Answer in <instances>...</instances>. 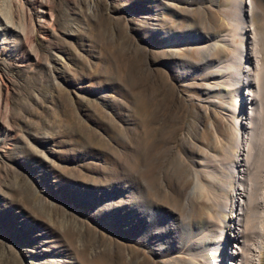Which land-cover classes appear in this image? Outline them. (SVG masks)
Here are the masks:
<instances>
[{
	"label": "rangeland",
	"instance_id": "rangeland-1",
	"mask_svg": "<svg viewBox=\"0 0 264 264\" xmlns=\"http://www.w3.org/2000/svg\"><path fill=\"white\" fill-rule=\"evenodd\" d=\"M240 1L0 0V264L180 262L203 211L186 175L224 163L237 114L264 195V81L255 104L214 90L232 53L204 47L227 34L244 52ZM247 3L264 76V0Z\"/></svg>",
	"mask_w": 264,
	"mask_h": 264
},
{
	"label": "bare ground",
	"instance_id": "bare-ground-1",
	"mask_svg": "<svg viewBox=\"0 0 264 264\" xmlns=\"http://www.w3.org/2000/svg\"><path fill=\"white\" fill-rule=\"evenodd\" d=\"M9 1L12 3L13 0ZM247 4V0L240 1L238 14L245 26L242 29L241 24H235L236 30L242 29V40L247 41L244 52L239 44L234 43L227 34L215 36V41L204 47L210 55L212 51L220 48L232 53L231 57L222 61L221 66H218L220 73L215 72L216 69L208 73L209 79L219 78L216 83L219 87L214 90L221 92L231 87L237 91L238 96L243 87L250 90L255 89L257 93H251L248 98L249 104H255L258 97L256 95H259L262 90L261 81H264L262 78L264 76L258 72L256 77H253V69L250 65L254 54L251 45L253 42L249 35L251 29L246 25L245 18ZM3 17L0 13V28L4 27L6 31L10 21L8 20L3 26L1 22ZM257 56L259 57L258 50ZM203 61L209 63L210 60L204 58ZM233 75L237 76L235 81H231ZM240 102L242 101L236 99L235 106L232 108L238 109ZM250 116L236 115L235 118L239 119L240 124L238 126L234 121V136L228 146V155L223 160V164L219 163L217 158H213L214 160L201 162V170L194 167L189 168L186 180L189 183L190 192L195 194L193 197L201 204L203 210L201 216L204 214L206 217L200 216L199 221L191 218L190 222L182 226L183 236L180 238V247L186 257L180 262L172 261V264H226L230 253V240L235 241L233 248L236 253L234 261L230 264H264V217L261 220L258 217L259 224L255 223V211L257 210L255 207L263 204L264 212V195L258 197V183L249 181L252 175L251 168L254 166L250 158L253 160L251 153L255 135L254 129L249 126L250 121L246 120ZM203 174L206 176L204 177ZM190 192L185 190L180 193L185 199ZM191 195L188 196L192 197Z\"/></svg>",
	"mask_w": 264,
	"mask_h": 264
}]
</instances>
